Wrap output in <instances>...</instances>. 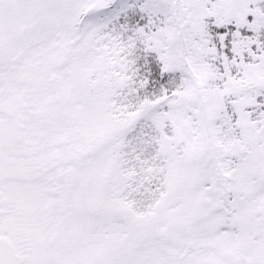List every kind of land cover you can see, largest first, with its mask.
Instances as JSON below:
<instances>
[{"label": "snow or ice", "instance_id": "obj_1", "mask_svg": "<svg viewBox=\"0 0 264 264\" xmlns=\"http://www.w3.org/2000/svg\"><path fill=\"white\" fill-rule=\"evenodd\" d=\"M0 264H264V0H0Z\"/></svg>", "mask_w": 264, "mask_h": 264}]
</instances>
